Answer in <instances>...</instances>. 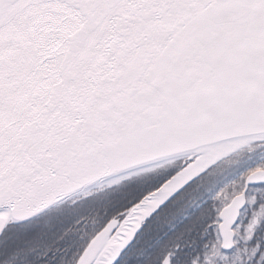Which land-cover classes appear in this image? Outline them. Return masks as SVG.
I'll use <instances>...</instances> for the list:
<instances>
[{"label": "snow or ice", "instance_id": "1", "mask_svg": "<svg viewBox=\"0 0 264 264\" xmlns=\"http://www.w3.org/2000/svg\"><path fill=\"white\" fill-rule=\"evenodd\" d=\"M0 264H264V0H0Z\"/></svg>", "mask_w": 264, "mask_h": 264}]
</instances>
